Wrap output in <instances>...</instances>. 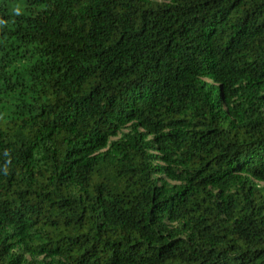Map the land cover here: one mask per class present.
<instances>
[{
	"label": "trees",
	"instance_id": "16d2710c",
	"mask_svg": "<svg viewBox=\"0 0 264 264\" xmlns=\"http://www.w3.org/2000/svg\"><path fill=\"white\" fill-rule=\"evenodd\" d=\"M0 20V264H264V0Z\"/></svg>",
	"mask_w": 264,
	"mask_h": 264
},
{
	"label": "rangeland",
	"instance_id": "374dc122",
	"mask_svg": "<svg viewBox=\"0 0 264 264\" xmlns=\"http://www.w3.org/2000/svg\"><path fill=\"white\" fill-rule=\"evenodd\" d=\"M123 131L124 132H129V130H128V128H126V129H123ZM112 141H116V140H119V138H112L111 139ZM155 155H159V154H155ZM156 165H159V166H164L165 164L162 162V160H160V159H157L156 160ZM165 179H166V177H164ZM169 183H172V184H174V182H172L171 180H169V179H166ZM264 186V185H263ZM30 261H31V258H28ZM41 260V258H38V260L37 261H40ZM37 262H35V264H36Z\"/></svg>",
	"mask_w": 264,
	"mask_h": 264
},
{
	"label": "clouds",
	"instance_id": "9594fccd",
	"mask_svg": "<svg viewBox=\"0 0 264 264\" xmlns=\"http://www.w3.org/2000/svg\"><path fill=\"white\" fill-rule=\"evenodd\" d=\"M11 11H12V14H14L15 16H20L21 13H22V9L20 6H11ZM4 21L0 20V24H3Z\"/></svg>",
	"mask_w": 264,
	"mask_h": 264
}]
</instances>
